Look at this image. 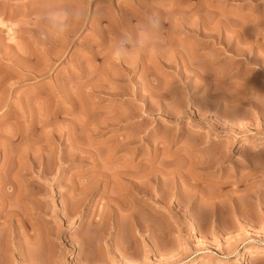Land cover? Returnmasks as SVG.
Masks as SVG:
<instances>
[{
  "label": "rangeland",
  "instance_id": "obj_1",
  "mask_svg": "<svg viewBox=\"0 0 264 264\" xmlns=\"http://www.w3.org/2000/svg\"><path fill=\"white\" fill-rule=\"evenodd\" d=\"M0 199V264H264V0H0Z\"/></svg>",
  "mask_w": 264,
  "mask_h": 264
},
{
  "label": "bare ground",
  "instance_id": "obj_2",
  "mask_svg": "<svg viewBox=\"0 0 264 264\" xmlns=\"http://www.w3.org/2000/svg\"><path fill=\"white\" fill-rule=\"evenodd\" d=\"M151 29V28H150ZM153 30V29H152ZM151 30V32L153 33V32H157V31H159V30H156V31H152ZM130 32V31H129ZM132 36V35H131ZM132 39V38H131ZM131 39H130V41H131ZM244 40V39H243ZM133 41V40H132ZM131 41V42H132ZM246 41V40H245ZM244 42V41H243ZM247 42V41H246ZM145 43V42H144ZM147 43V42H146ZM151 43V42H150ZM150 43H147V52H149L148 54H151L150 53V51H152L153 50V48L155 49L157 46L159 47L160 45H158L157 43H154L155 45H153L152 43L150 44ZM161 43V42H160ZM133 45V44H132ZM145 45V44H144ZM153 46H155V47H153ZM133 47V46H132ZM140 47V46H139ZM146 47V45L144 46V48ZM148 47H149V49H151L150 51L148 50ZM158 47L156 48V49H158ZM161 47V46H160ZM159 47V48H160ZM226 47V45H224L222 48H225ZM227 48V47H226ZM136 49V48H135ZM139 49V48H138ZM141 49H142V47H141ZM159 50V49H158ZM236 50H237V48H234V52L236 53ZM133 51H134V49H133ZM136 51V52H135ZM134 52L136 53V54H139L138 52V50H135ZM138 51V52H137ZM142 51V50H141ZM141 51H140V53H141ZM155 50H153L152 52H154ZM156 52V51H155ZM134 53V54H135ZM157 53V52H156ZM159 54V53H158ZM154 55H155V53H154ZM138 55H136V57H137ZM141 56H142V54H141ZM140 55H139V57H138V61L139 60H141V59H139L140 57H141ZM156 56H157V54H156ZM135 57V58H136ZM151 58H153V53H152V56H150ZM134 58V57H133ZM134 58V59H135ZM232 58V60H233V57H231ZM246 58H247V56H246ZM137 59V58H136ZM135 59V60H136ZM247 61H249V58L247 59ZM132 62V61H131ZM133 62H134V60H133ZM136 62V61H135ZM122 64V63H121ZM124 64V63H123ZM133 64V63H132ZM140 64V63H139ZM123 66V65H122ZM127 66V65H126ZM125 66V67H126ZM128 66H129V64H128ZM120 67V66H119ZM118 67V68H119ZM124 67V66H123ZM143 67V66H142ZM127 69H128V67H126ZM211 69V68H210ZM120 70H122V68L120 69ZM123 70H124V68H123ZM130 70V69H129ZM128 70V71H129ZM257 72H255V74H256ZM95 75V74H94ZM97 77V76H96ZM109 78V77H108ZM96 80V79H95ZM108 80V79H107ZM97 83V82H96ZM95 85V84H94ZM97 87H98V85H97ZM93 88V87H92ZM94 88H96V87H94ZM104 93V92H103ZM100 124V123H99ZM95 126H97V125H95ZM100 126V125H99ZM216 151V150H215ZM187 154V153H186ZM189 154V153H188ZM188 154L186 155V156H188ZM225 154V153H224ZM224 154H222V153H215V154H212L213 156H214V160H212L213 161V164H211L212 163V161H210V160H208V161H210L211 163H210V165L211 166H213V165H215L214 163L216 162V163H218V161H220V160H218L219 158L221 159L222 157H224L225 155ZM211 155V156H212ZM189 157V156H188ZM191 157V156H190ZM195 159V158H194ZM208 159H211V157H210V155H209V158ZM223 159V158H222ZM201 160H203V159H201ZM207 162V161H206ZM207 164V163H206ZM199 165H200V163H199ZM201 165H203V164H201ZM210 165H208V166H210ZM204 166H206V165H204ZM207 166V167H208ZM129 168V167H128ZM199 168H200V166H199ZM205 168V167H204ZM208 168H210V167H208ZM135 169H137V167H135ZM206 169V168H205ZM148 170V169H147ZM127 171V170H126ZM131 171V170H130ZM129 171V172H130ZM152 171V170H151ZM151 171H145V172H143V174H141L140 172H138L139 173V176H138V174H137V176H134V174H133V172L131 171L130 173H132V175L130 174H128V175H124L125 173H124V171L122 172V173H124L123 175H118L117 177L115 176V180H117V179H119L120 178V180H122V182L121 183H123V185H122V187H124L123 189H121L122 190V192H127V193H129V194H131V195H133V198L136 200V198L138 197H141V198H143V200H146L147 202V204L148 203H153V202H155L157 199H156V197H163L164 195L165 196H167L168 194H169V192H167L166 190H168V188L166 187V185L169 183H167V184H165L166 183V181H168V180H166L165 181V178H163V176L165 177L166 175H169V174H171L173 171L172 170H167V171H159L158 170V172L156 171V173H155V171L154 172H151ZM171 171V172H170ZM178 172V171H177ZM177 172H175V174L177 173ZM145 173V174H144ZM193 172H189V174H184V175H191ZM121 174V173H120ZM127 174V173H126ZM174 174V173H173ZM161 177H160V176ZM177 176H179V178H181V181H182V185H183V183L185 184V186H186V183L187 182H189V180L188 179H185V178H188V177H185L184 178V176H182L183 174H181V171H180V174L178 175V174H176ZM120 176V177H119ZM127 176V177H126ZM159 176V177H158ZM177 176H176V179H177ZM107 176H104V178H106ZM136 177H138V178H136ZM192 177V176H191ZM193 177H196V176H193ZM103 178V177H102ZM103 178V179H104ZM113 178H114V175H113ZM159 178V179H158ZM160 178H162V179H160ZM173 178V177H172ZM197 178V177H196ZM107 179H108V177H107ZM135 179H139L138 181H136ZM168 179H169V177H168ZM175 179V180H176ZM191 179V178H190ZM106 180V179H105ZM160 180V181H159ZM163 180V181H162ZM186 180H187V182H186ZM194 180H199L198 178L197 179H193V181ZM104 181V180H103ZM118 181V180H117ZM177 181V180H176ZM180 181V179H179V181L178 182H181ZM184 181V182H183ZM152 182V183H151ZM165 182V183H164ZM238 182H239V180H238ZM106 182H104L103 183V185L105 184ZM116 183H118V182H116ZM173 183V182H172ZM163 184H165V185H163ZM174 184V183H173ZM173 184H170V185H173ZM189 184H192V183H188V185ZM120 185V186H121ZM176 185V184H175ZM175 185H173V187L175 186ZM177 185H179V184H177ZM182 185H180V186H182ZM192 185H195V184H192ZM192 185H190V186H192ZM163 186L164 187H166V188H164V189H166V190H164L163 189ZM167 186H169V185H167ZM180 186H179V188H180ZM20 187V186H19ZM77 187V186H76ZM101 187V186H100ZM103 187V186H102ZM170 187H172V186H170ZM175 187H177V186H175ZM183 187V186H182ZM74 188H75V185L72 187V189L74 190ZM104 188V187H103ZM18 189V188H17ZM158 189H160V190H158ZM171 189V188H170ZM183 189V188H182ZM20 190V189H19ZM22 190V189H21ZM20 190V191H21ZM103 190V189H102ZM176 190H177V188H176ZM20 191H17V193L15 194L16 196L15 197H17V198H20L21 199V192ZM171 191V190H170ZM174 191V190H173ZM172 191V192H173ZM179 191H180V189H179ZM178 191V192H179ZM183 191V190H182ZM12 192H14V191H12ZM177 192V193H178ZM175 194H176V191L174 192ZM179 193H181V192H179ZM142 194V195H141ZM171 194V193H170ZM175 194H173L174 196H175V199H177L178 198V196H177V194L175 195ZM137 195H141V196H137ZM172 195V194H171ZM173 195H172V197H173ZM182 195V194H181ZM181 195L179 196V197H181ZM136 197V198H135ZM168 197H170V195H168ZM167 197V198H168ZM166 198V197H165ZM174 198V197H173ZM0 200H3V199H0ZM4 201V200H3ZM124 201H125V199H124ZM177 201V200H176ZM1 202V201H0ZM18 202H20V200L18 201ZM4 203V202H3ZM21 203V202H20ZM2 204V203H1ZM175 206V205H174ZM2 207V206H1ZM171 209V208H170ZM64 210H66V211H68V209H67V207H64ZM1 211H2V208H1ZM12 212V211H11ZM16 214V213H15ZM9 211H8V213L6 214V215H4V218H8L9 219ZM17 220V219H16ZM18 221L19 222H23L24 220L21 218V219H18ZM5 222V221H4ZM139 223V222H138ZM1 224V223H0ZM138 226H139V224H138ZM149 229V228H148ZM150 230V229H149ZM247 250H249L248 248L246 249V251Z\"/></svg>",
  "mask_w": 264,
  "mask_h": 264
},
{
  "label": "clouds",
  "instance_id": "obj_3",
  "mask_svg": "<svg viewBox=\"0 0 264 264\" xmlns=\"http://www.w3.org/2000/svg\"><path fill=\"white\" fill-rule=\"evenodd\" d=\"M149 24L151 25V28L153 29V31L159 30L160 29V22L159 19L157 17H150L149 18ZM148 35H150L149 32H145L144 36L147 37ZM126 45L124 43H121L118 48L116 50H114L113 52V57L115 60H122V57L125 55V52L122 51V49H125Z\"/></svg>",
  "mask_w": 264,
  "mask_h": 264
}]
</instances>
